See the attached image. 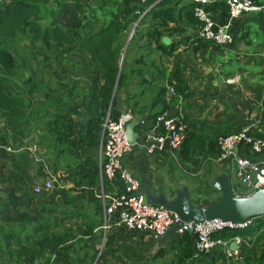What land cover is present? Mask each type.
Wrapping results in <instances>:
<instances>
[{
	"label": "trees",
	"instance_id": "trees-1",
	"mask_svg": "<svg viewBox=\"0 0 264 264\" xmlns=\"http://www.w3.org/2000/svg\"><path fill=\"white\" fill-rule=\"evenodd\" d=\"M47 2L48 0H0V144L5 145L8 139L22 144L30 136L28 144H37L41 151L53 148V157L70 155L74 162L70 165L67 177L69 187L59 201L52 203L54 205L56 202L54 208L70 207L71 210L66 212L65 217H81L83 224L57 230L59 220L49 218L47 210L42 206L47 200L39 197L44 194L43 191L40 194L34 193L30 181L33 164L43 173L38 164L41 161H35L27 152L26 156L21 155L13 163L9 175L0 172L2 187L7 186L0 195L3 206L0 218V253L12 264H99L100 257L107 253L114 254L118 248H113V234H108L101 254L95 249L97 239L102 236L96 229L102 220V205L96 195L101 182L105 192L121 193L124 189L118 175L112 178L103 175L102 181L100 178L96 152L101 142L104 119L109 115L116 120L122 112L123 103L126 108L139 107L135 111L130 110L135 117H141L144 121L136 128L140 134L143 130L147 131L152 126L153 117L164 112L167 107V84L174 87V98L187 94L182 67L175 63L170 68L166 61L170 60L178 45L185 42L183 39L177 40L173 36L175 33H184L185 27L195 29L197 33V20L193 15L195 4L188 0H160L143 13L146 5H141L137 0H122L118 11L110 12L108 20L100 22L86 14L84 0H53V5L48 7ZM207 8L218 22L223 23L228 19L225 0L211 1ZM253 15L263 16L264 12ZM238 19L232 25L233 41L230 45L234 42L233 29ZM137 20V29L142 32L139 37L142 41L140 46H144L147 51L134 58L138 66L131 68L124 55L120 68L127 32ZM23 33H28L32 42L41 44V56L33 53L32 62L28 65L30 76L17 85L11 78L18 65L17 56L6 43ZM83 34L85 36L81 38ZM163 36L171 38L168 45L161 41ZM135 38L136 33L129 42L134 44ZM76 39H81V60L65 66L59 55L73 52L76 45L73 42ZM196 39L203 43L201 46L211 43L198 38V33ZM134 45L138 46L139 43ZM151 51L159 52L165 58V63L150 59L147 61ZM42 71L44 73L41 76ZM49 73V76L53 73L56 76L65 75L64 81L55 78L57 80L54 83L65 87V91H57L69 97L79 96L80 101L74 108L66 101L54 103L52 112L44 113L43 123L40 129H36L30 118L32 115H36L33 119L40 117L37 114L38 108H35L38 100L27 102L22 94L33 92V86L38 83L48 84L46 79L52 82L51 77L46 75ZM84 81L89 83L86 89L82 86ZM42 96V105L53 100L54 96L56 100L58 98V95L49 90ZM143 102L151 104L145 115L141 111ZM157 105L162 108L156 110ZM251 132L255 136L264 137V128ZM11 152L0 149V160ZM218 153L216 136L191 131L187 127L185 140L177 155L186 164H193L197 156L213 158ZM245 155L251 159L257 156L250 152ZM10 160L13 162V158ZM210 187L212 191L216 190L211 183ZM75 190H79V193L75 194ZM54 193L60 194L59 191ZM81 201L88 208L79 211ZM212 201L214 200L208 203ZM124 231L137 234V231ZM234 236L250 241V245L242 243L239 247L238 259L236 258L238 264H264V216L253 218L252 223L245 228L224 229L213 235L219 239H231ZM169 246L175 253V258L169 260L168 264H216L228 259L223 246H216L212 252L196 256L195 235L190 232L174 234ZM165 255L166 251L161 249L150 260L139 264H160L159 261L155 262L156 259Z\"/></svg>",
	"mask_w": 264,
	"mask_h": 264
},
{
	"label": "crops",
	"instance_id": "crops-1",
	"mask_svg": "<svg viewBox=\"0 0 264 264\" xmlns=\"http://www.w3.org/2000/svg\"><path fill=\"white\" fill-rule=\"evenodd\" d=\"M184 29V33L177 32L173 35L177 40L183 39L185 42L180 43L173 52L169 66L171 68L173 64L178 63L182 67L187 94L174 98L173 94L168 92V89L173 86L167 84L165 99L168 105L164 112L178 113L191 131L217 137L248 126L251 131L264 128V15L245 14L239 18L233 29L234 42L227 47H220L213 43L201 46L203 43L196 39V30L190 27ZM184 51L188 53V57L194 56L191 61L188 59L190 62L180 58ZM154 52L157 54V60L154 58L150 60L165 63V58L161 57L159 52ZM127 65L129 68L136 66L135 63ZM55 78L56 75L51 77V79ZM228 78H232L233 81L227 82ZM144 103L141 111L145 115L148 114L151 104ZM130 108L135 111L139 107L126 108L123 103L122 111ZM161 108V105L155 107L156 110ZM174 160L166 153L148 154L139 145H133L131 150L123 155L122 164L139 179L144 196L146 191H149L153 195L163 192L171 197L175 190L186 186L190 188V198H192V195L198 194L200 190L194 181L180 179L182 172L179 175L173 169L174 166L180 168V165ZM197 160L198 157L193 164ZM251 160L258 162L260 156H254ZM225 169L226 165L223 164L224 172ZM190 173L194 175V172ZM68 174L70 173L66 172L67 177ZM195 198L196 196L190 199L191 203L196 204ZM170 239L165 246L160 247L157 243L158 238L152 234L141 231L131 234L124 230H116L113 232L112 246L118 248V251L114 254L107 253L105 257L110 259L120 253L122 257L117 259L119 264H122V261L132 264V261H136L135 263L143 259L148 261L163 249L166 255L156 259L155 262L168 264L169 260L175 258V253L170 250ZM243 240L250 245L249 239ZM99 242L100 238L95 245ZM128 242L132 243V248L127 247ZM231 257L230 260L238 264L237 254ZM241 264L244 263L241 262Z\"/></svg>",
	"mask_w": 264,
	"mask_h": 264
},
{
	"label": "built area",
	"instance_id": "built-area-1",
	"mask_svg": "<svg viewBox=\"0 0 264 264\" xmlns=\"http://www.w3.org/2000/svg\"><path fill=\"white\" fill-rule=\"evenodd\" d=\"M141 5H146L143 13L160 0H137ZM195 4L193 15L197 20L198 38L211 42L220 47H227L233 41V22L245 14H261L264 12V0H225L228 6V19L220 23L213 18V13L207 5L214 0H188ZM232 82V78H228ZM169 94L174 93V88L168 89ZM135 117L130 109L123 110L114 120L107 115L103 122L101 142L98 153L99 174L102 181L103 175L112 178L118 175L124 185L121 193L105 192L102 186L97 192V197L102 205V220L96 228L101 232L99 244L95 249L103 248L106 236L116 230L141 231L159 238L177 220L176 212L162 205L150 203L141 191L139 179L122 164V157L128 153L133 145L127 143L125 123ZM140 118V123H143ZM147 131L138 132V139L134 145H139L148 154L166 153L177 158L186 137L187 125L178 113L166 112L156 114L151 120ZM219 153L211 158L219 164L226 165L225 173L231 177L232 191L237 197H246L257 189L264 187V137L255 136L250 127H243L217 137ZM26 149L35 161H42L37 155L41 150L37 144H28L21 147ZM0 149L11 152L10 145L0 144ZM246 152L260 156V161L251 160ZM45 179L42 186L33 188L34 193L40 194L44 190H51L56 181L55 171L47 164L42 167ZM232 176L235 177L233 183ZM252 223V219L243 222L223 221L221 219H208L204 221H184L177 233L190 232L195 235V255L212 252L216 246H223L227 257L237 254L238 249H229L230 241L239 246L245 243L242 237L234 236L232 239L214 238L213 235L224 229H241ZM100 245L101 248H97Z\"/></svg>",
	"mask_w": 264,
	"mask_h": 264
},
{
	"label": "rangeland",
	"instance_id": "rangeland-1",
	"mask_svg": "<svg viewBox=\"0 0 264 264\" xmlns=\"http://www.w3.org/2000/svg\"><path fill=\"white\" fill-rule=\"evenodd\" d=\"M53 0H48L47 2V7L48 5H53L54 2H52ZM122 0H84L85 3V9H87L86 14L89 15L90 17L92 16V18L94 19H98V21L100 22H105L108 20V18L110 17V12H117L118 9L120 8ZM137 20L135 23H133L131 25L130 31L127 32L126 35V40H125V44L126 41L130 40L133 36V34L136 33V43H139L138 46H135L132 43H130L128 41V48L126 46L125 48V52H126V61L127 64L131 63L137 65L138 63L133 62V59L141 52H146L147 49L144 46H140V44H142V41L139 40V37L141 36V31L138 30L139 26H137L138 24ZM148 26V25H147ZM138 27V29H137ZM143 27V26H142ZM144 29V27H143ZM138 30V32H136ZM29 35L28 33H23V34H19V36L6 43V46L9 47V49L12 50V52H14L17 56V68H15L14 72H13V77L12 80L17 84H22L23 81L25 79L29 78V63H31V59H32V55L35 52V55H39V51H41V47H40V43H34L31 41V39L27 36ZM85 36V34L82 35L81 38H83ZM130 37V38H129ZM81 39H76L73 43H76L75 45V49L73 52L69 53V54H62L59 55V57L61 58V61L63 64H66L65 66H67L70 62H74V61H79L81 60L82 56V52H81ZM140 46V48H138ZM135 47V48H134ZM34 50V51H33ZM123 53V52H122ZM41 56V55H39ZM148 57V56H146ZM193 55H189L188 57V53L187 52H182L180 55V58L183 59L184 61H191V59H193ZM38 58V57H36ZM41 58V57H40ZM39 58V59H40ZM150 58H154L155 60H157V54L154 51H151L150 55L148 58H146V60L149 61ZM67 59V60H66ZM82 59L84 60V58L82 57ZM189 59V60H188ZM171 57L170 60L168 62L169 65H171ZM189 61V62H190ZM167 63V62H166ZM138 66V65H137ZM48 72V71H47ZM44 73V71L41 72V76ZM55 73H53L52 75H54ZM49 78L52 77L49 76V74H46ZM62 75H57L56 78L59 79L60 81H64L65 78ZM140 78V77H138ZM51 79V78H50ZM57 79H51L52 82L49 79H46L48 84H41L38 83V85H34L33 88L34 91L30 92L28 94H22V97L28 102V101H37L35 108H38V112L37 114H40L39 119H33V116L36 117V115H32L31 116V122L32 125L36 127V129H40L43 121H42V117L44 116V113H49L52 112V105L54 103H58V102H63L66 101L67 104H70L73 108L79 103L80 101V97L79 96H65L64 93H59L57 90L58 89H63L65 91V87L62 84H58V83H54ZM41 80V79H40ZM228 80V79H227ZM42 81V80H41ZM228 82V81H227ZM83 88L85 87V89L89 86V83L87 81L83 82ZM82 88V87H81ZM52 91L53 94H55L56 96L58 95L57 100L54 99L47 101L46 103H44L42 105V102H44V98H43V94L46 93L47 91ZM79 92V90H78ZM68 93V92H67ZM79 94L82 95V93L80 92ZM78 94V95H79ZM174 94V93H172ZM171 94V95H172ZM61 100V101H58ZM51 110V111H50ZM53 114V113H51ZM2 126H0L1 128ZM220 136V135H219ZM217 137V136H216ZM31 137L27 136L23 141L22 144L19 143H15L14 140L8 139L7 142L5 143V145H10L12 147V151L9 154H6V156H3L2 159L0 160V172H3L4 175H9V173L12 172V168L14 166V162L16 163L18 158H21V155H25L28 152L25 148L21 149V147L23 146H27L28 142L31 141L30 139ZM40 152V154H38L37 156L39 158L42 159L41 162H38L39 166H41V168L43 167V164H47L52 171H55V177H56V181L53 183V187L51 188V190L47 191L44 190L42 193H44L43 195L39 196L41 197L43 200H47L45 201V203L42 204V206L45 208V210H47V214L49 215V218L51 220H53V218H57L59 221L56 224L57 230L61 231L63 229V227H74V226H79L82 223V218L81 217H77L75 216L74 218H66V212L70 211V207L67 206H61V207H57L54 208L56 205V202L59 201L60 196H62V194H64L65 190L67 187H69L68 185V178L66 175V172L69 173L70 172V165H72V162H74L72 157H69L70 155L65 154V155H60V156H56L53 157L51 155V152L53 153V148H48V150H44ZM99 153V149L96 152V156ZM90 154V153H89ZM198 160L195 164H191L188 165L186 164L185 161L182 160V158L178 155L177 158H174L179 165L180 168L178 167H173L174 172H177V174H181L182 172V176L180 177L181 180H186V181H194L195 184H197V187L199 188V195L198 194H191L192 198H194L196 196V198L194 199V201L196 202L197 205L200 206H205L206 203H208L210 200H217L220 197V194L217 190L212 191L211 187H210V180H212V178L214 177V175H216L217 173H222L223 171V165L217 163L216 161L212 160L211 158H207L205 156H197ZM11 158H13V162L10 160ZM72 161H69V160ZM206 160V161H204ZM174 162V163H176ZM37 165L33 164V167L31 168V179L30 181L32 182V187H36V186H41L44 179H45V175L37 169L36 167ZM185 169V171H184ZM217 170V171H216ZM38 171V172H37ZM200 171V172H199ZM219 171V172H218ZM190 172H194V175H192ZM217 172V173H216ZM190 173V174H189ZM215 173V174H214ZM175 180V179H173ZM172 180V182H173ZM232 181L234 183L235 181V177L232 176ZM3 183L0 182V195L4 193V190L6 187H2ZM190 187V186H189ZM190 189V188H189ZM54 191H59L60 194H56L54 193ZM192 191V190H191ZM74 192H76L75 194H77L78 190H75ZM49 196H51V198H48ZM53 196V197H52ZM78 198V197H77ZM190 198V199H192ZM57 200V201H56ZM53 201H56L55 204L53 205ZM79 202V201H78ZM2 203L0 201V218L1 215H3L2 212ZM88 206H86L84 203H82V201L79 203V211L81 210H85L87 209ZM50 212H54V213H50ZM127 247L132 248L133 245L132 243L128 242ZM97 248H101L100 245L97 246ZM101 254V253H100ZM98 254V256L100 255ZM97 256V257H98ZM111 256H109L110 258ZM122 255L119 253L116 257H111L110 259H107L105 256L104 257H98L99 260H101L102 264H119L118 263V258H121ZM230 258L232 257H228L229 260H225L223 263H218V264H235L234 261H231ZM98 260V259H97ZM146 261L145 259H143L144 262ZM132 264H139L141 262L135 263L134 261H132ZM99 263V264H101ZM129 262H124L122 261V264H128ZM0 264H12L9 263L5 257L0 253Z\"/></svg>",
	"mask_w": 264,
	"mask_h": 264
},
{
	"label": "water",
	"instance_id": "water-1",
	"mask_svg": "<svg viewBox=\"0 0 264 264\" xmlns=\"http://www.w3.org/2000/svg\"><path fill=\"white\" fill-rule=\"evenodd\" d=\"M128 41H126L121 55L120 68ZM161 41L165 45H168L170 43V38L168 36H163ZM139 123L140 118L133 117L124 125L126 140L130 145H134L138 139L136 128ZM260 172L264 175V168H262ZM211 186L219 192L220 197L205 206L191 203L190 191L186 186H181L180 190H175L171 197L163 192L153 195L149 191H146L145 199L148 202L162 205L176 212L179 216V220L173 223L165 233L158 238L157 243L160 247L165 246L168 240L177 233L183 222L187 220L199 222L218 218L223 221L243 222L264 216V187L257 189L249 196L237 197L232 191L231 177L225 172L214 175L211 180ZM238 248L239 245L234 241L229 243V249L236 250Z\"/></svg>",
	"mask_w": 264,
	"mask_h": 264
},
{
	"label": "flooded vegetation",
	"instance_id": "flooded-vegetation-1",
	"mask_svg": "<svg viewBox=\"0 0 264 264\" xmlns=\"http://www.w3.org/2000/svg\"><path fill=\"white\" fill-rule=\"evenodd\" d=\"M181 188H178V190H180Z\"/></svg>",
	"mask_w": 264,
	"mask_h": 264
},
{
	"label": "clouds",
	"instance_id": "clouds-1",
	"mask_svg": "<svg viewBox=\"0 0 264 264\" xmlns=\"http://www.w3.org/2000/svg\"><path fill=\"white\" fill-rule=\"evenodd\" d=\"M253 220V219H252ZM231 242V241H230Z\"/></svg>",
	"mask_w": 264,
	"mask_h": 264
}]
</instances>
